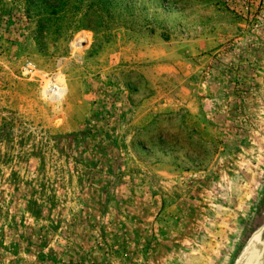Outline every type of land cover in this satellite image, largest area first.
Listing matches in <instances>:
<instances>
[{"label": "rangeland", "instance_id": "obj_1", "mask_svg": "<svg viewBox=\"0 0 264 264\" xmlns=\"http://www.w3.org/2000/svg\"><path fill=\"white\" fill-rule=\"evenodd\" d=\"M49 1L0 0V264H230L264 187V0Z\"/></svg>", "mask_w": 264, "mask_h": 264}, {"label": "flooded vegetation", "instance_id": "obj_2", "mask_svg": "<svg viewBox=\"0 0 264 264\" xmlns=\"http://www.w3.org/2000/svg\"><path fill=\"white\" fill-rule=\"evenodd\" d=\"M230 264H264V187L240 236Z\"/></svg>", "mask_w": 264, "mask_h": 264}, {"label": "trees", "instance_id": "obj_3", "mask_svg": "<svg viewBox=\"0 0 264 264\" xmlns=\"http://www.w3.org/2000/svg\"><path fill=\"white\" fill-rule=\"evenodd\" d=\"M49 1V0H47ZM51 10L48 16H75L81 11L83 16L91 17L97 22L110 21L112 19V11L104 7L107 2L94 1V0H50Z\"/></svg>", "mask_w": 264, "mask_h": 264}]
</instances>
